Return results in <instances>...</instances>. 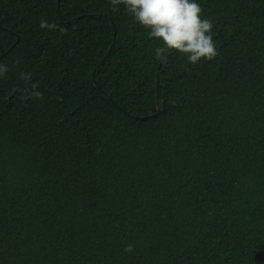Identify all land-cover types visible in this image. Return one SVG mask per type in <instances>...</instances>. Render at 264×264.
Masks as SVG:
<instances>
[{
  "label": "trees",
  "instance_id": "obj_1",
  "mask_svg": "<svg viewBox=\"0 0 264 264\" xmlns=\"http://www.w3.org/2000/svg\"><path fill=\"white\" fill-rule=\"evenodd\" d=\"M197 2L193 65L110 0H0V264H264V0Z\"/></svg>",
  "mask_w": 264,
  "mask_h": 264
},
{
  "label": "clouds",
  "instance_id": "obj_2",
  "mask_svg": "<svg viewBox=\"0 0 264 264\" xmlns=\"http://www.w3.org/2000/svg\"><path fill=\"white\" fill-rule=\"evenodd\" d=\"M110 5H122L124 11L141 25L149 38L160 42L154 49L155 58L162 63L168 62V55L178 52L193 65L202 60L211 61L218 55L212 36L213 22L202 17V8L197 0H110ZM41 29L55 30L58 25L47 20L40 22ZM9 68L0 63V78ZM20 79L26 87L29 98H42L39 82L32 81L31 73H21ZM125 252L134 251L129 244Z\"/></svg>",
  "mask_w": 264,
  "mask_h": 264
}]
</instances>
